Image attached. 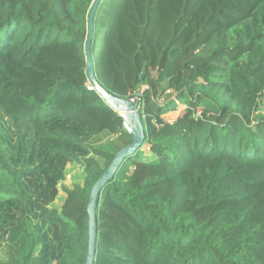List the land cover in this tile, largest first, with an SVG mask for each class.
Returning a JSON list of instances; mask_svg holds the SVG:
<instances>
[{"label":"trees","instance_id":"16d2710c","mask_svg":"<svg viewBox=\"0 0 264 264\" xmlns=\"http://www.w3.org/2000/svg\"><path fill=\"white\" fill-rule=\"evenodd\" d=\"M93 2L0 0V249L19 264L85 263L92 186L131 142L92 140H132L89 88ZM93 21L98 83L127 99L149 87L144 143L97 202L94 264H264V0H100ZM69 163L84 184L56 210Z\"/></svg>","mask_w":264,"mask_h":264},{"label":"water","instance_id":"95a60500","mask_svg":"<svg viewBox=\"0 0 264 264\" xmlns=\"http://www.w3.org/2000/svg\"><path fill=\"white\" fill-rule=\"evenodd\" d=\"M100 0H94L87 17V34L85 41L86 72L91 85L100 94L103 100L114 110L121 114L124 119V128L132 135L129 144L118 150L103 174L96 180L92 186L88 202V243L84 264H94L96 251L97 223L96 207L100 193L104 186L114 177L116 171L131 154L136 152L144 143L146 136V127L141 119L140 108L137 103H132L127 98H117L107 92L97 81L93 70L91 60L90 44L93 37L94 13Z\"/></svg>","mask_w":264,"mask_h":264},{"label":"rangeland","instance_id":"374dc122","mask_svg":"<svg viewBox=\"0 0 264 264\" xmlns=\"http://www.w3.org/2000/svg\"><path fill=\"white\" fill-rule=\"evenodd\" d=\"M202 52L204 54H209V48L204 47L202 49ZM143 88V87H142ZM141 88V89H142ZM166 99V98H165ZM185 110V106L181 105L177 111L168 113L164 115V118L166 120H170L171 118L178 117L181 115ZM263 112L264 113V99L262 102L259 103V109L257 113ZM3 126L7 128L9 124L5 121V118L3 117V112L0 111V126ZM110 134L102 135L99 137H95L92 140V144L95 148H98L100 150H107V151H113L117 146H119L122 143L130 142L131 138L128 139H120L118 141H114L111 139ZM122 142V143H121ZM147 150V148H145ZM148 151V150H147ZM100 164L101 166H104L105 159L102 156L98 155H92ZM85 169L82 165L76 164V163H69L66 168V176L65 179L60 183L59 185V195L58 199H56L50 207L56 210H60L62 205V196H65L66 193L64 192L65 188L72 189L75 185H83L85 180ZM60 205V206H59ZM13 243L10 242L8 244V248L1 247L0 249V264H19L18 263V251L17 249L12 245Z\"/></svg>","mask_w":264,"mask_h":264},{"label":"built area","instance_id":"2783aa9c","mask_svg":"<svg viewBox=\"0 0 264 264\" xmlns=\"http://www.w3.org/2000/svg\"><path fill=\"white\" fill-rule=\"evenodd\" d=\"M89 88L90 89H93L94 87L91 85V83H90V86H89ZM149 87L148 86H143V88L138 92V94H136L135 96H133V97H131V98H128L132 103H137L138 104V107L140 108V101H141V95H142V93L145 91V90H147ZM171 92V90H168L167 92H166V94H168V93H170ZM166 99H165V96H162L161 98H160V102H164ZM200 112V111H199Z\"/></svg>","mask_w":264,"mask_h":264},{"label":"crops","instance_id":"0c3cea01","mask_svg":"<svg viewBox=\"0 0 264 264\" xmlns=\"http://www.w3.org/2000/svg\"><path fill=\"white\" fill-rule=\"evenodd\" d=\"M176 119V117H174V118H171L170 120H167V121H169V122H172V121H174ZM63 198H62V203H61V205L64 203V201H65V199H66V195L65 196H62ZM58 199V198H57ZM60 206V205H59ZM2 247H4L5 249L6 248H8V242H4L3 243V245H2Z\"/></svg>","mask_w":264,"mask_h":264}]
</instances>
